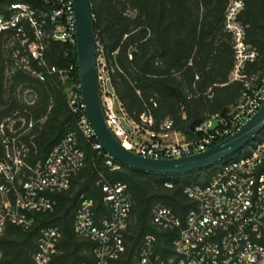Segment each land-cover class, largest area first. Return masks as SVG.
<instances>
[{
  "label": "trees",
  "instance_id": "obj_1",
  "mask_svg": "<svg viewBox=\"0 0 264 264\" xmlns=\"http://www.w3.org/2000/svg\"><path fill=\"white\" fill-rule=\"evenodd\" d=\"M232 1L91 0L98 58L104 59L112 87L131 121L142 125L141 116H150L154 124L149 129L157 132L166 121H172L173 131L187 136L183 124L190 118L189 109L197 118L193 130L215 116L228 117L245 90L243 83L230 77L235 50L233 35L225 23ZM242 1L239 21L246 30V44L259 54L258 61L247 70L250 74L263 73L264 0ZM7 5L8 0H0V15L6 12ZM14 47L18 48L17 41ZM13 56L9 36L1 34L0 125L8 119L16 121L17 127L19 119L34 123L22 139L28 147L26 161L30 166L46 159L69 133L78 136L87 165L68 190L55 195L52 212L34 214L31 230L12 224L5 227L0 236V264H36L39 238L50 226H58L62 233L51 264H95L96 243L79 236L75 223L83 195L94 201L97 226L111 218V207L97 186L100 173L124 183L130 201L123 231L124 252L109 264H141L140 254L148 239H152V250L161 260L168 263L175 259L173 243L179 231L156 226L155 209L170 208L184 220L196 207L186 194L187 188L207 182L221 163L180 175L144 173L119 163V169L110 170L104 157L83 138L78 117L68 104L69 94L79 85L76 45L50 42L45 51L49 64L59 68L75 66L76 71L66 79L49 74L41 82L17 67ZM33 66L37 67L36 63ZM258 137L242 155L248 154ZM236 156L241 155L238 152Z\"/></svg>",
  "mask_w": 264,
  "mask_h": 264
},
{
  "label": "built area",
  "instance_id": "obj_2",
  "mask_svg": "<svg viewBox=\"0 0 264 264\" xmlns=\"http://www.w3.org/2000/svg\"><path fill=\"white\" fill-rule=\"evenodd\" d=\"M242 0L230 3L226 29L233 35L235 64L232 81L244 84V92L228 117L215 116L195 127L199 140L170 143L173 122L166 121L160 131L150 130V116H141V124L131 121L120 103L110 78L99 84L107 123L116 138L128 150L152 159H177L192 156L225 140L264 105V72L250 74V64L259 59L257 50L246 44V30L239 21ZM76 19L73 0H8L0 15V35L13 48L16 66L44 82L49 74L66 79L76 71L74 65L59 68L45 57L50 42L76 45ZM33 62L37 67L33 66ZM99 62V58H98ZM70 110L78 117V127L93 151L104 157L110 170L118 163L104 151L85 114L79 85L68 97ZM25 119H8L0 125V236L9 224L25 231L32 229L34 214L52 212L55 195L68 190L85 169L87 159L76 133H69L51 150L46 159L30 166L26 161L27 144L22 140L33 128ZM146 132V136L141 135ZM97 186L112 210L111 218L97 226L94 201L81 196L76 213L75 231L96 243L95 264H109L124 252L123 231L130 210L126 186L99 174ZM168 188L171 183H166ZM188 198L196 202L184 220L167 207L155 209L153 223L164 230H178L173 243L176 258L168 263L152 250L148 239L141 251V264H264V133L252 143L248 154L223 163L205 183L187 188ZM62 233L58 226L42 231L35 254L36 264H51Z\"/></svg>",
  "mask_w": 264,
  "mask_h": 264
},
{
  "label": "water",
  "instance_id": "obj_3",
  "mask_svg": "<svg viewBox=\"0 0 264 264\" xmlns=\"http://www.w3.org/2000/svg\"><path fill=\"white\" fill-rule=\"evenodd\" d=\"M76 19V47L79 88L85 114L104 151L117 163L130 169L158 174L180 175L201 172L223 163L243 150L264 132V105L234 134L204 152L177 159H152L128 150L112 133L103 110L99 84L98 44L91 0H73ZM190 118L183 124L187 136L199 140L193 127L197 118L189 109Z\"/></svg>",
  "mask_w": 264,
  "mask_h": 264
},
{
  "label": "rangeland",
  "instance_id": "obj_4",
  "mask_svg": "<svg viewBox=\"0 0 264 264\" xmlns=\"http://www.w3.org/2000/svg\"><path fill=\"white\" fill-rule=\"evenodd\" d=\"M14 46V43L13 42H9V47H13ZM99 68H100V82L102 83V82H105L107 79H108V77H109V75H108V72H107V68H106V64H105V61H104V59L100 56L99 57ZM187 137V139L189 140V141H192L193 139L191 138V137H189V136H186ZM247 149V147L246 148H244L241 152H239V155H242L244 152H245V150ZM238 156V155H237ZM236 155H234V156H232L229 160H227V162H229V161H231V160H233V159H235L236 157H237ZM224 163V162H223ZM223 163H221V164H219L218 166H220V165H222ZM226 163V162H225Z\"/></svg>",
  "mask_w": 264,
  "mask_h": 264
},
{
  "label": "crops",
  "instance_id": "obj_5",
  "mask_svg": "<svg viewBox=\"0 0 264 264\" xmlns=\"http://www.w3.org/2000/svg\"><path fill=\"white\" fill-rule=\"evenodd\" d=\"M141 135L146 136V132H143ZM185 141H189L187 139V137L179 132H171L170 133V137L168 139V142L170 143H181V142H185Z\"/></svg>",
  "mask_w": 264,
  "mask_h": 264
},
{
  "label": "bare ground",
  "instance_id": "obj_6",
  "mask_svg": "<svg viewBox=\"0 0 264 264\" xmlns=\"http://www.w3.org/2000/svg\"><path fill=\"white\" fill-rule=\"evenodd\" d=\"M126 148V147H125Z\"/></svg>",
  "mask_w": 264,
  "mask_h": 264
}]
</instances>
